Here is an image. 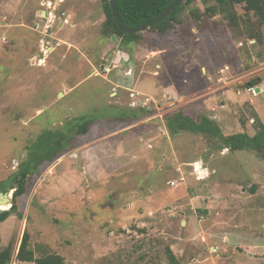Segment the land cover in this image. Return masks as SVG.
Wrapping results in <instances>:
<instances>
[{
  "label": "rangeland",
  "instance_id": "obj_1",
  "mask_svg": "<svg viewBox=\"0 0 264 264\" xmlns=\"http://www.w3.org/2000/svg\"><path fill=\"white\" fill-rule=\"evenodd\" d=\"M195 5L167 42L143 32L126 43L101 35L100 0H0V190L10 202L7 179L28 145L92 120L27 175L0 223L10 264H35L14 258L24 230L36 256L64 264H168L166 247L178 264H264V160L165 127L180 109L212 117L224 135H254L253 113L264 125V90L243 87L254 77L264 87V42L197 31ZM197 158L202 180L188 174ZM178 168L185 179L172 187Z\"/></svg>",
  "mask_w": 264,
  "mask_h": 264
},
{
  "label": "trees",
  "instance_id": "obj_2",
  "mask_svg": "<svg viewBox=\"0 0 264 264\" xmlns=\"http://www.w3.org/2000/svg\"><path fill=\"white\" fill-rule=\"evenodd\" d=\"M105 18L100 26V33L104 38L112 35L122 38L129 43L137 41L143 34L136 33L127 35L121 32L115 25L108 0H100ZM171 0H115L118 15L124 26L133 28L147 21L160 13ZM196 0H184L176 4L172 11L163 19L148 28L146 33L159 39H171L178 35L179 25L182 23L179 13L184 5L190 4ZM203 8L198 5L193 6L187 14L189 26L197 31H206L209 35L223 37L230 34L232 38L247 37L254 39L261 44L264 42V0H200ZM212 3H209L211 2ZM262 80L258 77L250 78L243 83V87H258ZM253 122H257V130L250 136L246 132L224 135L216 121L212 117L197 114L192 115L187 109H180L171 112L165 117V127L170 135L187 131L193 134H200L205 137L210 145L214 147L235 152L239 150H250L254 152L259 159L264 160V125L257 121L256 115H252ZM70 122H66V128L69 129ZM92 126V120L82 118L75 124L73 130L69 129L65 133L60 129L53 130L45 136H38L33 144L28 145V157L22 160L18 165V170L7 179V182H13L16 186L12 193L10 207L0 212V223L3 222L15 209L16 197L25 193L24 183L27 175L34 174L42 162L50 163L59 157L61 151L69 148V142L75 135L87 133ZM63 147L65 148L63 150ZM2 191H7L6 188ZM200 212L205 213L204 210ZM21 218V214H18ZM14 244L10 240L0 250V264H10ZM168 264H178L171 250L165 248ZM16 261L21 263L35 264H64V258L60 254L45 253L36 256L31 247L30 235L24 230L14 255Z\"/></svg>",
  "mask_w": 264,
  "mask_h": 264
},
{
  "label": "water",
  "instance_id": "obj_3",
  "mask_svg": "<svg viewBox=\"0 0 264 264\" xmlns=\"http://www.w3.org/2000/svg\"><path fill=\"white\" fill-rule=\"evenodd\" d=\"M184 0H171L169 2V4L157 15L153 16L152 18L148 19L147 21L141 23L140 25L133 27V28H128L126 26L123 25L117 9H116V5H115V0H108L109 2V7L111 9V15H112V19L115 23V25L118 27V29L127 34V35H133L136 33H140V32H144L146 31L148 28H150L152 25H154L155 23H157L158 21H160L161 19H163L165 16H167L173 9V7L178 4V3H182ZM102 69V67H101ZM256 93H260L264 90V87H256L255 89ZM10 203V197L8 196V191H2L0 190V206L1 205H7ZM3 209L0 208V212ZM238 251H241V248L237 247Z\"/></svg>",
  "mask_w": 264,
  "mask_h": 264
},
{
  "label": "built area",
  "instance_id": "obj_4",
  "mask_svg": "<svg viewBox=\"0 0 264 264\" xmlns=\"http://www.w3.org/2000/svg\"><path fill=\"white\" fill-rule=\"evenodd\" d=\"M63 23H68V20L63 19ZM254 89V87H247L245 91L254 93ZM188 166H190V172L188 173L189 175H194L199 180H202L204 178V163L202 158L195 159L194 161L188 163ZM178 171L179 176L177 178L167 181L172 187L177 186L179 181H184L185 179L184 172L181 171L180 168H178Z\"/></svg>",
  "mask_w": 264,
  "mask_h": 264
},
{
  "label": "flooded vegetation",
  "instance_id": "obj_5",
  "mask_svg": "<svg viewBox=\"0 0 264 264\" xmlns=\"http://www.w3.org/2000/svg\"><path fill=\"white\" fill-rule=\"evenodd\" d=\"M61 2H63L64 0H60ZM60 25H63V20H61Z\"/></svg>",
  "mask_w": 264,
  "mask_h": 264
},
{
  "label": "crops",
  "instance_id": "obj_6",
  "mask_svg": "<svg viewBox=\"0 0 264 264\" xmlns=\"http://www.w3.org/2000/svg\"><path fill=\"white\" fill-rule=\"evenodd\" d=\"M159 52H161V51H159ZM153 74H154V73H153ZM132 92H134L133 89H132ZM135 92H136V91H135ZM112 94H113V93H112Z\"/></svg>",
  "mask_w": 264,
  "mask_h": 264
}]
</instances>
